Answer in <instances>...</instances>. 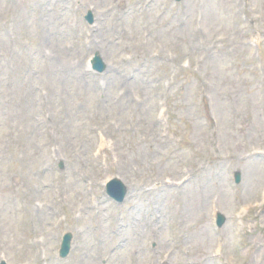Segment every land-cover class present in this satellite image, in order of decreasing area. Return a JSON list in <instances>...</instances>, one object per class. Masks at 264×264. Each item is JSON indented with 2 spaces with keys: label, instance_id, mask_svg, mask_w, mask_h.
Listing matches in <instances>:
<instances>
[{
  "label": "rangeland",
  "instance_id": "rangeland-1",
  "mask_svg": "<svg viewBox=\"0 0 264 264\" xmlns=\"http://www.w3.org/2000/svg\"><path fill=\"white\" fill-rule=\"evenodd\" d=\"M2 259L264 264V0H0Z\"/></svg>",
  "mask_w": 264,
  "mask_h": 264
},
{
  "label": "water",
  "instance_id": "water-1",
  "mask_svg": "<svg viewBox=\"0 0 264 264\" xmlns=\"http://www.w3.org/2000/svg\"><path fill=\"white\" fill-rule=\"evenodd\" d=\"M69 248V240L67 239V241L64 243V252L63 255H66L67 251Z\"/></svg>",
  "mask_w": 264,
  "mask_h": 264
},
{
  "label": "bare ground",
  "instance_id": "bare-ground-1",
  "mask_svg": "<svg viewBox=\"0 0 264 264\" xmlns=\"http://www.w3.org/2000/svg\"><path fill=\"white\" fill-rule=\"evenodd\" d=\"M193 209H194L195 211H198V204H194Z\"/></svg>",
  "mask_w": 264,
  "mask_h": 264
}]
</instances>
